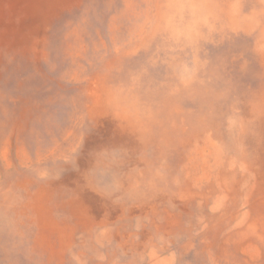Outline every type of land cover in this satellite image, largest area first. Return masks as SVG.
Here are the masks:
<instances>
[{"label":"rangeland","instance_id":"rangeland-1","mask_svg":"<svg viewBox=\"0 0 264 264\" xmlns=\"http://www.w3.org/2000/svg\"><path fill=\"white\" fill-rule=\"evenodd\" d=\"M0 264H264V0H0Z\"/></svg>","mask_w":264,"mask_h":264},{"label":"bare ground","instance_id":"bare-ground-1","mask_svg":"<svg viewBox=\"0 0 264 264\" xmlns=\"http://www.w3.org/2000/svg\"><path fill=\"white\" fill-rule=\"evenodd\" d=\"M3 113V112H2Z\"/></svg>","mask_w":264,"mask_h":264}]
</instances>
